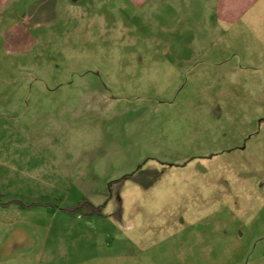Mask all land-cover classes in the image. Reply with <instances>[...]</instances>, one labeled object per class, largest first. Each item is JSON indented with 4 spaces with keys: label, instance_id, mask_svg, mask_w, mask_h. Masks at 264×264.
<instances>
[{
    "label": "rangeland",
    "instance_id": "1",
    "mask_svg": "<svg viewBox=\"0 0 264 264\" xmlns=\"http://www.w3.org/2000/svg\"><path fill=\"white\" fill-rule=\"evenodd\" d=\"M103 1L27 42L43 0H0V162L60 188L29 222L55 264H264V0L226 27L217 0Z\"/></svg>",
    "mask_w": 264,
    "mask_h": 264
},
{
    "label": "crops",
    "instance_id": "2",
    "mask_svg": "<svg viewBox=\"0 0 264 264\" xmlns=\"http://www.w3.org/2000/svg\"><path fill=\"white\" fill-rule=\"evenodd\" d=\"M119 1H121L123 8L126 10L141 12L149 8L156 11L166 0ZM258 1L217 0L215 17L218 25L222 27L238 25L254 9ZM103 2L107 4L113 2V0H105ZM59 4L60 0H43L42 5L37 10H32L26 16L25 26L17 28L19 34L24 33L27 37V42H29V28L39 27L54 21L57 18ZM67 6L69 10L76 8L69 4ZM3 168H6V170ZM18 173L22 174L25 179L14 177L13 174L16 175ZM59 189L58 184L50 179L49 171L44 166L33 170H20L14 163L5 166L0 162V209L8 208L7 205L2 206L3 203H10L11 205H16L17 209L24 210V212L14 213L0 211V264H55V256L51 253L64 248L61 242L64 237L63 231L56 229L51 236L48 229H43L44 226L40 221H37L36 224L30 223L29 217L31 218V214L29 213L33 211V207L29 208V205H43L50 201H55V192L60 191ZM61 193V196L57 195L59 199L57 201L65 205L71 197H67L64 190H61ZM25 205L27 206L25 207ZM59 212L56 217L59 216ZM86 219L91 225L96 222L91 217ZM74 248L78 249L80 246L74 245ZM32 252L39 253L40 258L42 255L46 258L35 263L32 254H29Z\"/></svg>",
    "mask_w": 264,
    "mask_h": 264
},
{
    "label": "trees",
    "instance_id": "3",
    "mask_svg": "<svg viewBox=\"0 0 264 264\" xmlns=\"http://www.w3.org/2000/svg\"><path fill=\"white\" fill-rule=\"evenodd\" d=\"M1 205V204H0ZM80 208H76V207H74L73 209H71V212H73V213H76L78 210H79Z\"/></svg>",
    "mask_w": 264,
    "mask_h": 264
}]
</instances>
